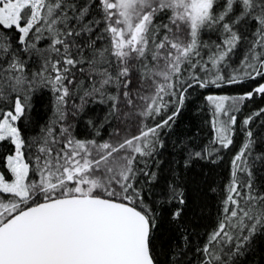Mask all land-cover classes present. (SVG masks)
I'll list each match as a JSON object with an SVG mask.
<instances>
[{"label": "snow or ice", "instance_id": "snow-or-ice-1", "mask_svg": "<svg viewBox=\"0 0 264 264\" xmlns=\"http://www.w3.org/2000/svg\"><path fill=\"white\" fill-rule=\"evenodd\" d=\"M0 264H264V0H0Z\"/></svg>", "mask_w": 264, "mask_h": 264}, {"label": "trees", "instance_id": "trees-1", "mask_svg": "<svg viewBox=\"0 0 264 264\" xmlns=\"http://www.w3.org/2000/svg\"><path fill=\"white\" fill-rule=\"evenodd\" d=\"M190 104L184 109L177 119V123L174 127V135L169 141V152H171V140L185 135H195L199 133L201 137L207 135L209 129L205 125V115L197 111V104ZM51 115L50 112V96L45 93L43 95H37L34 98L33 120L37 124L44 123Z\"/></svg>", "mask_w": 264, "mask_h": 264}]
</instances>
